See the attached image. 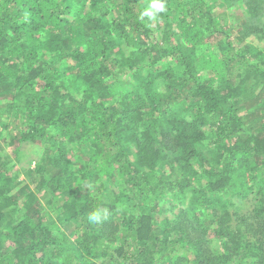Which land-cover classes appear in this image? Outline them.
<instances>
[{
  "label": "trees",
  "instance_id": "obj_1",
  "mask_svg": "<svg viewBox=\"0 0 264 264\" xmlns=\"http://www.w3.org/2000/svg\"><path fill=\"white\" fill-rule=\"evenodd\" d=\"M225 1L0 0L1 113L24 124L0 264H264V50L242 45L264 0H237V34ZM25 143L46 207L11 172Z\"/></svg>",
  "mask_w": 264,
  "mask_h": 264
},
{
  "label": "rangeland",
  "instance_id": "obj_2",
  "mask_svg": "<svg viewBox=\"0 0 264 264\" xmlns=\"http://www.w3.org/2000/svg\"><path fill=\"white\" fill-rule=\"evenodd\" d=\"M234 3V6L231 9H228L229 3L228 1L221 2L220 5L217 6V12L220 14L218 15L220 18L225 17L224 23H227L228 26H231L233 28V31L237 34L239 22L242 20H248L250 22L251 20V14H242L241 9L239 7L245 6L242 2L240 3L237 0L232 1ZM264 11V9H263ZM228 14V16L226 15ZM250 30V27L248 25L244 26L242 29V34L245 36V41L242 43V45H258L260 48L264 50V36H261L257 33H253ZM241 34V33H240ZM203 47L200 48L199 52H202ZM218 82L215 83L216 86ZM249 85H252L255 89L254 91L259 92V88H261L260 83L255 84V81L251 80L248 82ZM159 88H162V85L159 86ZM7 101V100H5ZM5 101L0 100V120L3 123V125L6 124V128L2 130L0 133V153L5 154L6 157L14 161V147L15 142L12 141V138L14 136H18L20 132V127L24 128L23 121L19 119H16L12 115H3L1 112L5 110ZM243 101V99H242ZM246 103V102H245ZM240 114L245 115L246 109H240ZM246 120L250 122V118L246 116ZM257 124V123H256ZM44 145V146H43ZM33 144V143H25L22 145V155L20 157V161L18 165L15 167V169H12L11 172L15 177H17V184L16 187L18 189V192L22 191L23 194L28 195L24 196L23 198L29 199V200H39L42 204V206L46 207L45 200L43 198L44 191L39 188V181H40V175L38 177H34L33 173L31 172L32 168L35 167V162L38 160L44 151L45 144ZM8 159V160H9ZM51 174V173H50ZM49 174V175H50ZM32 176V177H31ZM91 188L93 186H90ZM90 188V189H91ZM16 189V190H17ZM93 190V188H92ZM169 204V203H168ZM167 202L164 204V206H169ZM5 210V209H3ZM12 217L15 219L20 214L16 212H11ZM164 216H161L158 220L163 219ZM11 219V218H10ZM56 217L53 219L52 216L48 219L55 220ZM73 228L67 229L68 233L72 231Z\"/></svg>",
  "mask_w": 264,
  "mask_h": 264
},
{
  "label": "clouds",
  "instance_id": "obj_3",
  "mask_svg": "<svg viewBox=\"0 0 264 264\" xmlns=\"http://www.w3.org/2000/svg\"><path fill=\"white\" fill-rule=\"evenodd\" d=\"M166 11L165 0H151L149 6L141 14V18L147 17L149 20H156L160 13ZM90 220H100V214L94 213L90 216Z\"/></svg>",
  "mask_w": 264,
  "mask_h": 264
}]
</instances>
